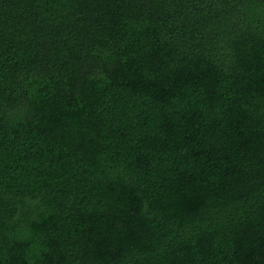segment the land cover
<instances>
[{"label": "trees", "instance_id": "obj_1", "mask_svg": "<svg viewBox=\"0 0 264 264\" xmlns=\"http://www.w3.org/2000/svg\"><path fill=\"white\" fill-rule=\"evenodd\" d=\"M0 264H264V0H0Z\"/></svg>", "mask_w": 264, "mask_h": 264}]
</instances>
